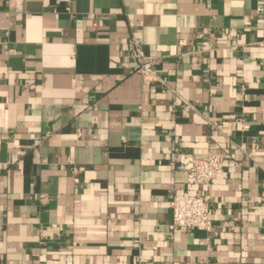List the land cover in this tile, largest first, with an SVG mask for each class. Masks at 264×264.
<instances>
[{
	"label": "crops",
	"instance_id": "obj_1",
	"mask_svg": "<svg viewBox=\"0 0 264 264\" xmlns=\"http://www.w3.org/2000/svg\"><path fill=\"white\" fill-rule=\"evenodd\" d=\"M183 152L229 155L210 232ZM0 264H264V0H0Z\"/></svg>",
	"mask_w": 264,
	"mask_h": 264
},
{
	"label": "built area",
	"instance_id": "obj_2",
	"mask_svg": "<svg viewBox=\"0 0 264 264\" xmlns=\"http://www.w3.org/2000/svg\"><path fill=\"white\" fill-rule=\"evenodd\" d=\"M262 10V9H260ZM129 49L136 62V71L142 77L144 83L159 80L154 69L156 58L148 55L141 40L133 36L128 40ZM180 99L185 102L181 97ZM179 168L187 173V182L192 186L200 187L198 192L184 191L173 195L171 207V222L168 227L174 230H201L210 232L213 228L211 218V195L203 188L210 187L214 181L225 178V161L229 157L227 153H210L207 157H198L192 152L179 154ZM72 172H79L74 161H71Z\"/></svg>",
	"mask_w": 264,
	"mask_h": 264
}]
</instances>
